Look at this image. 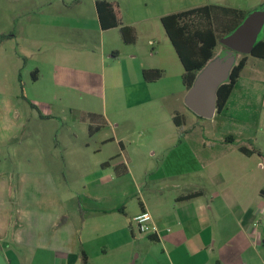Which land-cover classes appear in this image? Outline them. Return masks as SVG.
I'll use <instances>...</instances> for the list:
<instances>
[{"label": "crops", "instance_id": "crops-1", "mask_svg": "<svg viewBox=\"0 0 264 264\" xmlns=\"http://www.w3.org/2000/svg\"><path fill=\"white\" fill-rule=\"evenodd\" d=\"M105 1L117 4L122 25L134 28L137 40L126 45L120 27L102 29L96 10L101 41L105 45L115 41L102 56L118 60L124 49H133L127 56L135 64L117 71L104 87L109 94V111L88 112L85 117L97 116L99 125L104 120V127L89 136H98L110 127L111 135L101 145L117 144L120 152L107 160L101 159L100 154L94 157V170L99 171L100 177H113L117 181L125 176L140 179L138 184L135 181L137 205L124 204L131 194L126 189L112 192L108 186L99 187L104 204H110V210H115L117 215L106 221L107 228L91 231L89 220L84 217L77 222L69 219L59 224L62 195L67 192L57 185V174L60 175L57 167L51 172L53 176L43 173L44 181L41 178L35 186H32L31 173L1 168L0 255L5 264H84L83 254L85 264H264V130L260 124L264 91L255 90L256 84L264 89V59L247 55L246 65L225 107L207 119L211 121L210 131L216 132V136L203 131L199 140L190 141V131L185 130V125L176 127L172 119L175 112L183 115L179 105L184 104L187 90L182 82L184 68L161 23L164 16L206 5L237 8L248 16L264 10V0H251L248 9L236 6L232 0H191L186 6L174 7L154 17L148 16L150 13L144 15L148 11L147 0H124L123 4L131 12L127 23L123 21L121 1ZM58 17L63 18L61 14ZM155 18L158 19L153 23ZM158 25L165 33L166 57L157 65L139 63L136 44L144 34L149 38L155 31L160 32ZM145 69H160L164 76L155 82H146L142 76ZM39 71L36 67L30 72L34 83L40 80ZM167 72L176 79L174 86L166 82ZM245 73L250 81L249 90L239 92L237 88ZM9 92L0 93V155L15 146V136L30 117L53 118L48 113L42 114L27 94ZM257 99L261 101L258 104ZM144 118H148V126H154L153 143L169 147L152 168L124 156L125 142L134 140L138 128H147ZM161 122L166 125L156 126ZM56 142V146H63L59 140ZM96 152L101 153L102 149L97 148ZM25 159L31 162L30 157ZM61 160L67 164L66 158ZM117 167H121V173ZM192 194L197 195L188 198ZM142 211L152 216L157 234L144 237L137 234L134 217Z\"/></svg>", "mask_w": 264, "mask_h": 264}, {"label": "rangeland", "instance_id": "rangeland-1", "mask_svg": "<svg viewBox=\"0 0 264 264\" xmlns=\"http://www.w3.org/2000/svg\"><path fill=\"white\" fill-rule=\"evenodd\" d=\"M120 1L123 21L127 23L131 19V12L123 4L124 0ZM147 1L148 11L144 15L150 13L148 16L154 17L168 13L174 7L186 6L191 0ZM232 1L244 9H248L251 2ZM59 14L63 18H59ZM157 19H153V23ZM144 27L143 24L142 30ZM158 28L160 32L155 31L149 38L143 32L144 35L138 40L135 55L139 63L157 65L166 57L163 43L165 33L161 25ZM0 35H9L10 38L0 44V93L8 90L25 93L41 108L42 114L48 113L53 117L35 120L33 116L26 120L25 127L14 138L15 146L5 149L0 155L3 157L0 159V169L15 168L21 173H31L32 186H35L41 182V178L44 181L43 173L53 176L51 172L57 167L56 171L60 173L57 174V185L67 192L62 195L63 211L59 224L69 219L77 222L84 217L86 221L89 220L91 231L94 228V232L96 229L104 230L107 228L106 221L116 218L117 215L115 210H110V204H104V195L97 189L108 186L112 192L118 188L128 190L131 194L124 204L129 207L131 204L137 205L139 195L135 191V181L138 184L141 180H133L132 176L122 177L118 181L113 177H100L99 171L94 170V159L100 154L101 159L107 160L108 157L120 153L119 148L114 143L101 145L111 135L110 127L91 138L87 126L90 120L82 118H86L88 112L104 113V110L109 109V94L104 87L117 71L135 64L127 56L133 49H124L118 60L104 59L103 52L109 46L115 45V41L111 40L108 45L101 41L94 0H0ZM225 51L220 43L215 50V57H223ZM240 58L241 55L237 54L235 63ZM36 67L40 70V80L34 83L30 72ZM169 75L167 72L166 82L174 86L176 79ZM249 83L245 73L237 90L247 92ZM255 90L264 91L259 84L255 85ZM257 100L256 104L261 102L260 99ZM179 109L185 118V130L190 131V141L199 140L203 131L206 135L209 134L210 120L197 117L183 103L179 105ZM260 124L264 130V111L260 116ZM144 125L147 128H138L133 141L125 142L124 156L139 160L138 164L146 163L147 167H153L167 153L169 147H160L153 143L151 135L155 133V129L154 126H148V118H144ZM160 125L166 124L161 122L156 126ZM163 128L166 129V126ZM217 132L220 133V130ZM210 135L216 136V132L211 130ZM146 136L150 138L145 140ZM57 140L63 146H56ZM97 148L102 149V152L95 153ZM13 149L15 150L12 152ZM27 157L31 158L30 163L26 161ZM62 158H66L67 164ZM50 159L51 162L48 161ZM75 161L77 163L74 166ZM143 173L141 169L140 175ZM132 199L133 203L130 201ZM86 234L89 235L88 231ZM141 235L144 237L148 234Z\"/></svg>", "mask_w": 264, "mask_h": 264}, {"label": "trees", "instance_id": "trees-1", "mask_svg": "<svg viewBox=\"0 0 264 264\" xmlns=\"http://www.w3.org/2000/svg\"><path fill=\"white\" fill-rule=\"evenodd\" d=\"M95 6L102 29L120 27L124 44L136 43V31L132 27L122 25L120 11L116 3L95 0ZM245 18L246 13L240 9L216 5H206L161 18L165 33L184 68L182 82L187 91L193 85L198 73L215 58V50L220 44V40L238 28ZM262 34L250 54L260 59H264V36ZM8 38L9 35H0V44ZM223 47L226 51L228 50L225 46ZM226 51L222 56H225ZM246 61L247 55H241V58L233 66L228 80L219 87L216 103L217 113H220L225 107ZM142 76L146 82H155L164 76V72L160 69H145ZM96 117L95 115L86 117L87 120H90L88 128L90 136L105 125L104 120L102 124H97ZM172 119L178 128L185 125L184 116L178 112L173 114ZM116 169L121 173V167ZM125 171L126 169L122 173ZM196 195H189L188 198L196 197ZM82 257L85 264L86 256L83 254Z\"/></svg>", "mask_w": 264, "mask_h": 264}, {"label": "water", "instance_id": "water-1", "mask_svg": "<svg viewBox=\"0 0 264 264\" xmlns=\"http://www.w3.org/2000/svg\"><path fill=\"white\" fill-rule=\"evenodd\" d=\"M264 31V10L255 11L231 34L220 40L228 48L225 56L212 59L197 75L187 91L184 104L194 115L211 119L217 111V91L235 65L237 54L250 55ZM0 264H5L0 255Z\"/></svg>", "mask_w": 264, "mask_h": 264}, {"label": "built area", "instance_id": "built-area-1", "mask_svg": "<svg viewBox=\"0 0 264 264\" xmlns=\"http://www.w3.org/2000/svg\"><path fill=\"white\" fill-rule=\"evenodd\" d=\"M134 223L136 224L140 233L153 236L157 234L158 229L152 222V216L147 211H142L134 217Z\"/></svg>", "mask_w": 264, "mask_h": 264}]
</instances>
